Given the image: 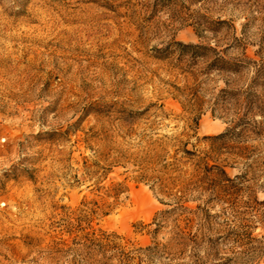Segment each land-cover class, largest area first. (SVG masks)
Returning <instances> with one entry per match:
<instances>
[{
  "label": "rangeland",
  "instance_id": "1",
  "mask_svg": "<svg viewBox=\"0 0 264 264\" xmlns=\"http://www.w3.org/2000/svg\"><path fill=\"white\" fill-rule=\"evenodd\" d=\"M261 19L264 0H0V264H65L50 254L51 239L66 237L68 219L78 218L83 198L96 199L90 184H82V158L89 155L82 139L117 117L94 111L113 104L163 105L157 132L166 135L182 132L194 119L169 86H190V80L155 60L154 49L175 41L218 43L220 50L231 37L241 38L248 22L246 37L258 41ZM216 28L215 36L209 29ZM227 123L205 109L191 141L219 135ZM248 158L258 161L255 174L227 160L230 178L248 174L236 208L218 220L222 238L192 259L187 251L180 263L264 264V146ZM127 185L123 206L91 227L146 247L150 238L135 227L150 224L166 207L145 185ZM249 191L256 202L248 200ZM158 242L166 244L165 235Z\"/></svg>",
  "mask_w": 264,
  "mask_h": 264
},
{
  "label": "trees",
  "instance_id": "2",
  "mask_svg": "<svg viewBox=\"0 0 264 264\" xmlns=\"http://www.w3.org/2000/svg\"><path fill=\"white\" fill-rule=\"evenodd\" d=\"M250 26L249 22L243 25L242 37H231L220 50L218 43L175 41L163 50L154 49L155 60L167 63L191 82L183 87L169 85L170 95L182 111L196 114L182 132H157L165 118L163 105L127 108L113 104L94 111L117 115L104 122L108 128L89 129L82 139L89 153L82 158V184H90L87 188L92 187L96 199L83 198L78 218L68 219L66 237L51 239V255H61L65 264H185L180 260L187 251L192 259L202 246L214 249L222 238L218 220L236 208L248 174L230 178L227 160L243 164L255 174L253 165L258 161L248 162V155L264 146V35L249 41L244 30ZM209 30L216 36L220 29ZM249 48H256L252 55ZM220 81L223 87L218 89ZM205 109L227 119V127L219 135L193 143L198 118ZM115 170L122 172L110 179ZM129 180L145 185L166 207L150 224L135 227V233L150 238L146 247L91 227L95 219L112 215L128 200ZM247 198L256 202L253 191ZM161 235L166 244L158 242Z\"/></svg>",
  "mask_w": 264,
  "mask_h": 264
}]
</instances>
